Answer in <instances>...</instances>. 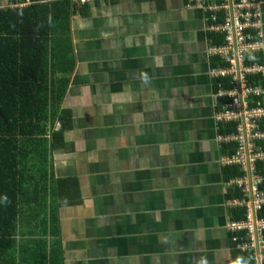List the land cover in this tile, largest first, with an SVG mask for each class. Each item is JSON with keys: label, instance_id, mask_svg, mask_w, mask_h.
<instances>
[{"label": "crops", "instance_id": "0c3cea01", "mask_svg": "<svg viewBox=\"0 0 264 264\" xmlns=\"http://www.w3.org/2000/svg\"><path fill=\"white\" fill-rule=\"evenodd\" d=\"M258 12L252 60L264 66V0ZM207 17L185 0H92L75 11L62 102L71 129L51 156L54 178L77 186L58 211L62 264L248 262L228 229L242 221L232 215L240 198L221 163L226 101L208 53L221 36ZM254 81L264 94V75Z\"/></svg>", "mask_w": 264, "mask_h": 264}, {"label": "trees", "instance_id": "16d2710c", "mask_svg": "<svg viewBox=\"0 0 264 264\" xmlns=\"http://www.w3.org/2000/svg\"><path fill=\"white\" fill-rule=\"evenodd\" d=\"M84 7L29 0L0 9V264H62L58 211L67 189L77 195V186L75 179L54 178L51 156L66 146L71 129L70 112L62 108L74 69L70 22ZM232 153V144L223 146L224 155ZM227 171L230 178L241 175L236 167ZM259 188L264 193V183ZM243 213L232 215L239 220Z\"/></svg>", "mask_w": 264, "mask_h": 264}, {"label": "built area", "instance_id": "2783aa9c", "mask_svg": "<svg viewBox=\"0 0 264 264\" xmlns=\"http://www.w3.org/2000/svg\"><path fill=\"white\" fill-rule=\"evenodd\" d=\"M92 0H72L74 4H87ZM28 2V0H26ZM263 0H185V8L200 10L211 22L208 31L221 36L219 44H209L210 57L221 65L211 74L217 80L221 93L217 99L226 103L217 112L218 125H229L231 131L219 136L225 145L232 144L234 153L223 156V166L236 167L241 173L228 182L229 187L240 191L236 208H244L243 219L232 222L228 229L234 233L233 243L239 252L248 257L240 264H264V217L258 214L264 208V94L255 78L264 75V66L254 63L252 55L260 49L261 20L258 8ZM11 8L24 6L10 2ZM6 5V3H3ZM1 9V8H0ZM226 81L230 87H225Z\"/></svg>", "mask_w": 264, "mask_h": 264}, {"label": "clouds", "instance_id": "9594fccd", "mask_svg": "<svg viewBox=\"0 0 264 264\" xmlns=\"http://www.w3.org/2000/svg\"><path fill=\"white\" fill-rule=\"evenodd\" d=\"M15 1H18L19 3H21V4H24V3H29V0H28V2H26V0H24V1H19V0H15ZM70 2H71V4H74L73 2H72V0H69ZM26 4V5H27ZM77 4H79V3H77ZM26 5H24V6H26ZM79 5H86V4H79ZM24 6H19V7H24ZM7 8H11V7H7ZM15 8H17V7H15ZM4 9V8H3Z\"/></svg>", "mask_w": 264, "mask_h": 264}, {"label": "rangeland", "instance_id": "374dc122", "mask_svg": "<svg viewBox=\"0 0 264 264\" xmlns=\"http://www.w3.org/2000/svg\"><path fill=\"white\" fill-rule=\"evenodd\" d=\"M0 2H1V3H0V8H7V7H9L8 5L11 6V3H8V5L6 6V5H3V4H2L3 1H0ZM62 102H63V101H62ZM55 127H56L55 130H57V129H58V125H55ZM18 229H19V227L17 228V230H18ZM17 230H16V231H17Z\"/></svg>", "mask_w": 264, "mask_h": 264}]
</instances>
